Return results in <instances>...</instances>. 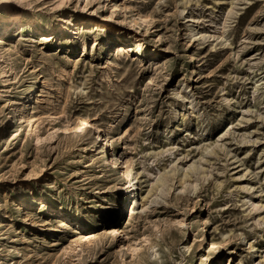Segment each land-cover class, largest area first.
I'll return each mask as SVG.
<instances>
[{
  "label": "rangeland",
  "instance_id": "374dc122",
  "mask_svg": "<svg viewBox=\"0 0 264 264\" xmlns=\"http://www.w3.org/2000/svg\"><path fill=\"white\" fill-rule=\"evenodd\" d=\"M0 5V264H264V0Z\"/></svg>",
  "mask_w": 264,
  "mask_h": 264
},
{
  "label": "bare ground",
  "instance_id": "6f19581e",
  "mask_svg": "<svg viewBox=\"0 0 264 264\" xmlns=\"http://www.w3.org/2000/svg\"><path fill=\"white\" fill-rule=\"evenodd\" d=\"M5 2V1H4ZM1 6V5H0ZM13 19H15L14 21L16 22V21H21V18H13ZM10 21V18L9 19H5V18H3L2 17V19L0 20V28H5V27H7L8 26V22ZM14 22V23H15ZM35 26L34 25H32V27L31 28H34ZM34 30V29H33ZM37 31V30H36ZM66 130H71L73 133H76V134H78V133H83L84 132V134L85 135H92L93 136V138L96 140V143H98V144H100V146L98 147V148H100V151H103V150H105V148H106V145L105 144H103V141H105V139L104 140H102V137L99 135V133H97V132H93V130H92V128H91V125L89 126V123L87 122V119L86 118H84V117H79L78 119H77V121L74 123V124H72V125H69L68 124V126L66 125V128H65ZM101 153V152H100ZM105 153V152H104ZM103 157H104V155H103ZM106 157V156H105ZM107 161H108V159H107ZM117 162H118V160L116 159V158H111V161H110V164L112 165V166H115L116 164H117ZM110 165V166H111ZM124 165H125V167L123 168V173H122V177H123V179L125 180V183H127V187L125 188V190L127 191V195H133L134 194V190L136 189L135 188V185H134V183H133V179H131L130 178V176H131V174H129V170H128V168H127V165H126V163H124ZM134 178H135V176H134ZM119 179V178H118ZM128 179V180H127ZM121 181H122V179H121ZM124 182V181H123ZM123 190V189H122ZM124 197V196H123ZM122 200V199H121ZM46 203V202H45ZM24 204V203H23ZM183 225H181V228H183L182 227ZM113 233L114 234H117L118 233V229H114L113 230ZM217 249H218V245H217V243L215 242V241H211L209 244H208V252L210 253V254H214L215 252H219V251H217ZM207 252V253H208ZM207 259V258H206Z\"/></svg>",
  "mask_w": 264,
  "mask_h": 264
}]
</instances>
